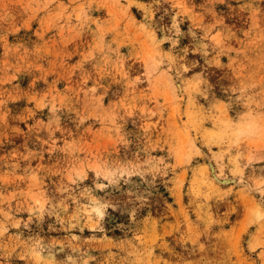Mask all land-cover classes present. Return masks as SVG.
Returning a JSON list of instances; mask_svg holds the SVG:
<instances>
[{
  "label": "rangeland",
  "instance_id": "1",
  "mask_svg": "<svg viewBox=\"0 0 264 264\" xmlns=\"http://www.w3.org/2000/svg\"><path fill=\"white\" fill-rule=\"evenodd\" d=\"M0 264H264V0H0Z\"/></svg>",
  "mask_w": 264,
  "mask_h": 264
}]
</instances>
